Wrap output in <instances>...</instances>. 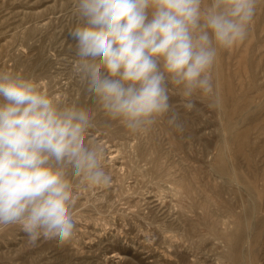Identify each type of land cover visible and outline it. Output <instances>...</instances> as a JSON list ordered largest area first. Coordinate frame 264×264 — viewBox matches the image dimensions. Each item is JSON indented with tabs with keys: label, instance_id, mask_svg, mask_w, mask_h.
<instances>
[{
	"label": "rangeland",
	"instance_id": "rangeland-1",
	"mask_svg": "<svg viewBox=\"0 0 264 264\" xmlns=\"http://www.w3.org/2000/svg\"><path fill=\"white\" fill-rule=\"evenodd\" d=\"M76 3L0 0V70L86 109L89 142L104 150L112 182L73 179L77 227L64 247L0 227V264H264V2L246 40L218 55L216 101L198 95L189 110L170 85L184 131L168 123L169 113L137 133L105 115L77 71L69 36Z\"/></svg>",
	"mask_w": 264,
	"mask_h": 264
},
{
	"label": "clouds",
	"instance_id": "clouds-1",
	"mask_svg": "<svg viewBox=\"0 0 264 264\" xmlns=\"http://www.w3.org/2000/svg\"><path fill=\"white\" fill-rule=\"evenodd\" d=\"M264 0H77V71L105 115L132 133L171 113L184 131L169 86L195 107L216 101L212 70L221 51L242 44ZM90 113L60 105L34 78L0 70V227L19 226L28 241L75 236L73 179L112 182L104 150L89 142Z\"/></svg>",
	"mask_w": 264,
	"mask_h": 264
},
{
	"label": "bare ground",
	"instance_id": "bare-ground-1",
	"mask_svg": "<svg viewBox=\"0 0 264 264\" xmlns=\"http://www.w3.org/2000/svg\"><path fill=\"white\" fill-rule=\"evenodd\" d=\"M214 73H215V72H214ZM216 90H217V89H216ZM229 90H230V89H229ZM217 100H218V99H217ZM234 136H235V134H234ZM232 137H233V136H231V138H232ZM233 139H234V137H233ZM246 140H247V139H246ZM242 141H243V139H242ZM238 142H239V143L237 144V147H238L239 145H241V147H242L243 142L241 143L240 140H239ZM222 143H223V142H222ZM224 143H225V142H224ZM245 143H246V142H245ZM222 146H223V145H222ZM258 146H259V145H258ZM226 147H227V146H226ZM241 147L239 146L238 149H240ZM222 148H223V147H222ZM227 148H228V147H227ZM227 148H226V150H227ZM224 150H225V149H224ZM226 150H225V151H226ZM241 150H242V149H241ZM228 157H229V155H228ZM230 158H231V157H230ZM229 160H230V159L228 158V161H229ZM223 161H225V160H223ZM228 161H227V162H228ZM225 162H226V161H225ZM229 162L231 163V161H229ZM225 164H226V163H225ZM231 164H232V163H231ZM223 165H224V164H223ZM226 165H227V164H226ZM209 167H210V166H209ZM221 167H222V166H221ZM225 168L227 169V167H225ZM225 168H224V170H226ZM228 168H229V167H228ZM230 168H231V167H230ZM231 169H232V168H231ZM227 171H228V170H227ZM229 171H230V170H229ZM225 172H226V171H225ZM226 174H227V172H226ZM229 175H230V174H229ZM226 177H227V176H226ZM250 200H251V199H250ZM251 208H252V207H251ZM254 209H255V207L253 208V210H254ZM253 213H254V212H253ZM253 213H252V214H253ZM249 219H250V218H248L247 220H249ZM254 220H255V219H254ZM256 221H258V219H257ZM256 221H255V222H256ZM258 227H259V225H258ZM255 230H257V229H255ZM257 231H259V229H258ZM257 231H256V232H257ZM253 234H254V232H253ZM255 234H256V233H255ZM231 243H232V242H231ZM237 244H238V243H237ZM239 244H240V243H239ZM239 244H238V246H239ZM235 245H236V244H235ZM231 246H232V245H231ZM238 246H237V247H238ZM244 246H245V245H244ZM234 247H235V246H234ZM241 247H242V246H241ZM232 248H233V247H232ZM235 248H236V247H235ZM230 249H231V247H230ZM240 249H241V248H240ZM238 250H239V249H238ZM238 250H237V251H238ZM228 251H229V250H228ZM232 251H233V250H232ZM239 251H240V250H239ZM228 253H229V256H230V252H228ZM231 253H232V252H231ZM238 254L242 255V252L240 251V253H238ZM226 255H227V253H226ZM231 255H232V254H231ZM240 257H241V256H240ZM229 258H230V257H229ZM242 258H243V257H242ZM231 260H233V257H232ZM235 260H237L238 263H239L240 258H239V260H238V258L235 259ZM244 260H245V258H244ZM244 260H243V261H244ZM233 261H234V260H233ZM234 262H235V261H234ZM234 262H233V263H234ZM245 262H246V260H245ZM235 263H236V262H235ZM248 263H249V262H248ZM236 264H237V263H236ZM244 264H245V263H244ZM246 264H247V262H246ZM249 264H250V263H249Z\"/></svg>",
	"mask_w": 264,
	"mask_h": 264
}]
</instances>
